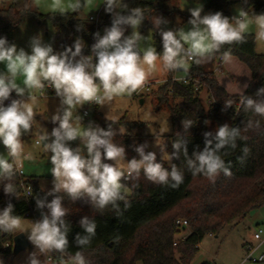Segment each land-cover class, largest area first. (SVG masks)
<instances>
[{
  "label": "clouds",
  "instance_id": "9594fccd",
  "mask_svg": "<svg viewBox=\"0 0 264 264\" xmlns=\"http://www.w3.org/2000/svg\"><path fill=\"white\" fill-rule=\"evenodd\" d=\"M51 8L59 9L61 13L65 9L76 12L80 8V0H68L66 4L62 0H55ZM122 9H127L125 0H105L104 11L111 16L110 27L104 28L103 35L100 32L94 34L95 43L91 45V54L86 56L82 55L86 45L81 38L56 53L51 44L43 43L41 36L36 35L30 41L29 53L0 36V64L5 68L0 71V145L7 150V157L0 155V182L5 179L9 181L3 186L5 194L15 193L16 186L11 181L16 171L23 167L24 160L33 159L31 154L25 153L21 136L29 132L34 121L33 104L36 97L30 91L45 88V82L55 90L61 105L66 106L62 115L52 116V122L57 126L50 133L42 131L36 142L42 145L43 151L51 154L49 160L53 166L51 172L55 177V192L62 191L73 200L87 194L98 209H104L108 205L118 207L117 201H125L121 191L124 187L122 179H136L141 172L155 184L178 188L184 181L183 170L176 165L171 166V171L167 170L156 162L154 152L144 153L145 146L135 149L139 159L127 160L125 171V149L113 142L115 133L111 125L107 130L91 124L82 127L81 117L74 116V109L85 103L104 106L114 96L130 95L155 71H186L189 62L197 65L207 62L222 46L244 42L252 25L255 26L256 41L264 44V13L249 15L241 7L231 18L219 11L201 15L203 7L200 5L189 9V30H162L159 33L162 51L157 52L149 46L141 53L139 42L144 37L138 28L145 19L144 11L135 7L125 14ZM161 22V18L154 21L157 27ZM128 29L131 32L125 35ZM223 60H231L229 51L223 53ZM18 77L23 78V86L17 83ZM247 87L245 84L244 88ZM13 93L19 98L10 99ZM26 94L27 99H24ZM255 97L257 99L253 95L241 94L239 104L245 111L264 116V99H259L264 97V86L257 89ZM5 101L9 103L6 105ZM232 103L231 99L227 100L226 107ZM105 118L115 123L119 120V114L108 113ZM147 118H150V114H147ZM193 124L192 119L182 121L186 134ZM253 126L250 120L244 129L224 124L216 129L214 136L205 132L203 149L194 151L191 157L184 141L178 137L172 143L174 151L170 156L165 155V159L183 155L186 166L194 176L201 174L214 179L221 172L231 175L224 157L238 147L237 141L247 139L243 132ZM255 126H259V121L255 122ZM78 138L82 147L72 148L66 143ZM44 141L50 142L42 143ZM241 152L243 155L237 159L243 162L249 148L245 145ZM62 199L57 196L47 204L44 200H37V207H47L49 215L42 214L39 221L30 224L27 239L35 251L29 255L28 264H41L36 258L37 254L52 251L61 254L62 264H88L82 249L91 244L97 225L94 220H81L87 235L76 237V244L81 250L68 255V226L62 219L66 213ZM128 207L130 204L126 202L125 210ZM13 212L14 205L10 202L0 209V232L24 231L22 217ZM64 256L68 257L67 260L63 259Z\"/></svg>",
  "mask_w": 264,
  "mask_h": 264
},
{
  "label": "trees",
  "instance_id": "16d2710c",
  "mask_svg": "<svg viewBox=\"0 0 264 264\" xmlns=\"http://www.w3.org/2000/svg\"><path fill=\"white\" fill-rule=\"evenodd\" d=\"M125 3L127 9H122L125 14L127 10L135 7L143 9L144 17L155 12L164 16H172L177 12L172 0H125ZM236 3L245 8L249 15L264 13V0H209L204 11H219L231 18L230 10ZM29 14L35 16L38 24L46 21L52 24L61 49L63 40L65 46L70 47L77 38H81L86 45L82 55L91 54V45L95 43L94 34L97 29L94 24L78 18L75 14L37 15L29 9L28 0H10L5 8H0V36L6 37L9 44H14V32ZM186 18L189 19L190 15ZM110 24L111 17L106 13L100 19L98 27H110ZM153 43L157 52H161L162 42L157 36H153ZM225 51L236 57L250 73V81L243 95H253V98L257 99V89L264 86V54L255 52L254 36L246 33L244 42L222 46L220 51L213 55L210 64L213 65ZM172 72L174 71H170ZM185 78L187 82L182 84L172 81L169 76L153 93L156 108L168 106L172 125L169 136L171 154L174 151L172 143L178 137L184 141L190 157L194 151L202 150L204 133L209 132L206 128L208 121L213 122L216 128L228 124L230 127L244 129L251 120L254 126L243 132L247 139L237 141L238 147L224 157L231 175L221 172L214 179L201 174L194 176L186 166L183 155L171 159L170 166H166L156 155V162L161 163L167 170L171 171L172 165L183 170L184 181L178 188L155 184L147 180L141 172L136 179H122L123 188L130 192L128 196L122 193L125 201H117L118 207L108 205L104 209H98L87 194H81L75 200L64 192L49 194L41 190L33 178L23 177L24 182L31 185V196L26 199L22 195L18 178L14 176L11 181L16 186L14 194H5L3 190L4 184L9 183L8 180L0 182V209L10 202L14 205L13 214L24 218L29 206L37 205V200H44L47 204L60 196L63 197L62 207L66 210L62 219L68 226V255L81 250L76 244V237L87 235L80 223L86 218L89 221L94 220L97 225L91 244L82 249L88 264H190L205 236L216 237L223 228L242 220L250 211L264 205V116L245 111L242 107L236 112L240 95L227 94L213 72L205 71L201 64L190 62ZM195 83H198V89L195 88ZM201 88L206 89L208 93L207 109L199 100L198 93ZM46 91L47 94L53 95L51 88H46ZM13 95L14 93L12 98ZM229 99L233 103L226 107ZM177 101L181 102L180 105H177ZM185 119L194 121L187 134L182 127V121ZM256 121H259L258 127L255 126ZM89 123L104 130H107L109 125L112 130L117 126L125 128L126 134L114 135L113 142L124 147L125 161L139 159L135 149L145 146L146 138L133 134V130L140 127V123H130L123 119L113 123L96 117ZM32 132L33 125L29 132L22 133L21 139L30 138ZM245 145L249 148V153L243 162H240L237 158L243 155L241 149ZM148 152L144 147V153ZM126 202L130 207L125 210ZM177 220H185L187 226L184 230H189L184 239L179 241L175 240V236L179 237L184 230L176 226ZM15 235V232H0V254L3 255L5 264H11L12 239ZM5 244H8L7 248L3 247ZM49 255L52 258L50 264H61L60 253L52 251ZM66 258L68 257H63L64 260Z\"/></svg>",
  "mask_w": 264,
  "mask_h": 264
},
{
  "label": "rangeland",
  "instance_id": "374dc122",
  "mask_svg": "<svg viewBox=\"0 0 264 264\" xmlns=\"http://www.w3.org/2000/svg\"><path fill=\"white\" fill-rule=\"evenodd\" d=\"M147 1L155 2L156 0ZM9 2L10 0H0V8H5ZM54 2L55 0H28L29 9L37 15L75 14L78 18L83 19L90 24H95V22H97L96 32H100L101 35H103L105 27H98V24L100 19L106 14L104 11L105 0H83V7L81 10L72 12L71 10L65 9L63 13H61L59 9L54 10L51 8V5ZM67 2L68 0H62V3L66 4ZM208 3L209 0H172V4L177 8V12L174 15L164 16L160 12H155L145 17L144 21L138 28V31L141 33L142 37H144V39L139 42L141 53L146 47H154L153 36H157L159 40H161L159 33L162 30H189L191 25L188 24L189 19L186 18L190 15L189 9L201 5L203 7L201 15L211 13L209 10L204 11V8ZM239 8H241L240 4L236 3L230 10L231 16L236 15ZM156 18H161L162 20L158 27L154 23ZM130 32L131 29H128L125 32V35L130 34ZM247 34H252L255 39L254 25L250 26ZM36 35L41 36L43 43L51 44L54 52H61V46L58 45L52 24L49 21L38 24L33 14L25 16L22 24L15 30L14 44L18 49L23 48L26 52L30 53V41ZM255 52L257 54H264V44L257 42L256 39ZM217 63L218 61L216 60L214 64L211 65L210 60H208L207 62L201 63V65L205 71L213 72L219 85L227 92L235 95L242 94L245 89L244 85L248 82L249 71L247 68L234 56H231L229 62L223 60L220 69L217 66ZM188 69L186 71H174L172 73H170V71H155L148 76L140 88L135 92H132L130 95L125 93L120 96H114L112 101L108 104L97 106L96 109L87 107L90 116L85 119L82 118L81 115V111L85 104L77 106L74 109V116L79 115L81 117L80 124L82 127L89 126V121L94 117L100 120L110 121L105 118L108 113L119 114V120L123 119L130 123H140L141 126L133 130V134L145 137V149L149 152H154L166 166H170L171 160L165 159V155H171L169 136L171 135L172 125L169 110L167 105H162L156 108V99L153 97V93H155L156 90L167 81L169 76H171L172 81L180 82L182 78H185ZM4 70V65L0 64V71ZM22 79V77L17 78V83L21 84V86H23ZM147 83L149 84V87H145ZM46 88H51L53 95L47 94ZM30 94L36 97L33 104L35 112L33 132L31 137L23 139V142L25 153L31 154L33 159L24 160L20 173L22 176L33 178L38 187L44 192L51 193L55 192V177L51 172L53 166L49 160L51 154L43 151L42 145H37L36 141L39 139L42 131L50 133L52 128L57 126L56 123L52 122V116L54 114L62 115L63 108L66 106L61 105L60 98L56 96L55 90L48 84V82L45 83V88L31 90ZM41 94H43L42 97ZM27 95L28 94H26L24 99H27ZM198 96L204 108L207 109V94L203 88L199 90ZM13 98L19 97H16L14 94ZM180 103L181 102L177 101V105H180ZM147 114H150V118H147ZM206 128L212 134H215L217 129L215 124L211 121L206 123ZM121 129H123V131H120ZM113 131L115 135L126 134L125 128L121 126L115 127ZM48 142L50 141H47V143ZM66 143L72 148L81 146L79 138L75 141ZM0 155L7 157V150L2 145H0ZM121 191L126 196L130 194L127 189L122 188ZM32 222L34 221L29 217L22 218V226L24 228L22 234H24L26 239ZM20 233V231H15V234ZM188 233L189 230L185 229L179 237L175 236V240L179 241L181 237H185ZM254 234H259L261 238L260 244L253 240ZM28 242L31 248L13 256L11 264H28L29 255L35 251L31 242ZM244 243L251 244L254 247L258 246L254 255L264 256V205L258 209L250 211L242 220L223 228L216 238L215 236H205L203 241L198 245V252L190 264H240L246 253V247L243 246ZM48 256L49 253H38L36 258L41 264H50ZM0 261H3V264H5V259L1 254ZM245 264H264V262H248Z\"/></svg>",
  "mask_w": 264,
  "mask_h": 264
},
{
  "label": "built area",
  "instance_id": "2783aa9c",
  "mask_svg": "<svg viewBox=\"0 0 264 264\" xmlns=\"http://www.w3.org/2000/svg\"><path fill=\"white\" fill-rule=\"evenodd\" d=\"M94 25H95V27H97V22H95ZM62 51L63 50L61 49V52ZM217 61H218L217 66L220 69L221 64L223 62V56H219ZM180 82L182 84H186L187 80H186V78H182L180 80ZM145 87H149V84L147 83L145 85ZM195 88L198 89V83H195ZM42 96H43V94H41V97ZM10 99H12V96H10ZM8 103H9V101H5L6 105ZM97 106L98 105H96L95 103H85V106L83 107V109L81 111L82 118L85 119V118L90 116V113L88 112L87 107H92L93 109H96ZM240 107L241 106L238 103L237 108H236V112H238ZM94 111H92V112H94ZM14 176H16L18 178V180H19V185H20V189H21L23 197H25L26 199L29 198L31 196V185L24 182L23 176L20 173V169L16 171ZM42 214L44 216H48L49 215V210H48L47 207L38 208L36 204H31L29 206V210H28V213L26 214V217L31 218L33 221H39L42 218ZM175 224H176L177 227H182V228L183 227L185 228L187 226V222L185 220H177L175 222ZM259 233H261V232H259ZM183 239H184V237L180 238V240H183ZM260 239L261 238H260L259 234H254V236H253V240L254 241L259 242V244H260ZM173 245L175 246V243ZM3 247L7 248L8 244H5ZM245 247H246V250H245L246 253H245V255H244V257H243V259H242L240 264H245V263H248V262H252V263L264 262V256L263 255H259V256H255L254 255L255 252L257 251L258 246L254 247L251 244H247ZM48 260L50 262L52 261V258H51L50 255L48 256ZM65 260H67V258ZM61 264H62V261H61Z\"/></svg>",
  "mask_w": 264,
  "mask_h": 264
},
{
  "label": "water",
  "instance_id": "95a60500",
  "mask_svg": "<svg viewBox=\"0 0 264 264\" xmlns=\"http://www.w3.org/2000/svg\"><path fill=\"white\" fill-rule=\"evenodd\" d=\"M83 7V0H80V8L78 10H81ZM62 50H64L66 48L65 46V40L62 41ZM177 71H184V69H180ZM42 143H46V141L42 142ZM184 230V227L182 228ZM31 246L28 242V240L25 238L24 234L20 233V234H16L13 239H12V253L13 256H16L17 254H19L22 251L28 250L30 249Z\"/></svg>",
  "mask_w": 264,
  "mask_h": 264
},
{
  "label": "crops",
  "instance_id": "0c3cea01",
  "mask_svg": "<svg viewBox=\"0 0 264 264\" xmlns=\"http://www.w3.org/2000/svg\"><path fill=\"white\" fill-rule=\"evenodd\" d=\"M249 75H248V82H247V85H248V83H249V81H250V73H248ZM224 89V88H223ZM246 89V88H245ZM244 89V90H245ZM203 90H205L206 91V94H207V100L209 99V97H208V93H207V90L206 89H204L203 88ZM225 90V89H224ZM226 91V90H225ZM227 92V91H226ZM244 92V91H243ZM243 92H242V94H243ZM227 94H229V95H235V94H231L230 92H227ZM12 95V94H11ZM241 95V94H240ZM46 143H47V141H46ZM23 177H25V176H23ZM25 178H28V177H25ZM216 238V237H215ZM247 245V243H244L243 244V246H246Z\"/></svg>",
  "mask_w": 264,
  "mask_h": 264
}]
</instances>
